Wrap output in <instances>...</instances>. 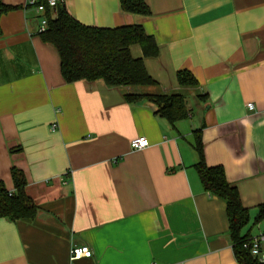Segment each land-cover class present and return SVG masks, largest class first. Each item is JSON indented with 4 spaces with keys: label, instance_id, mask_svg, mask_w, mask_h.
<instances>
[{
    "label": "crops",
    "instance_id": "crops-1",
    "mask_svg": "<svg viewBox=\"0 0 264 264\" xmlns=\"http://www.w3.org/2000/svg\"><path fill=\"white\" fill-rule=\"evenodd\" d=\"M149 16L119 0H65L78 22L141 26L159 53L143 58L156 86L186 97L190 117L172 127L125 88L67 83L57 49L40 36L27 0L0 17V182L22 171L39 207L34 220L0 219V264H238L224 200L209 195L194 165L202 131L208 166L222 167L255 224L264 204V0H144ZM188 71L198 82L180 87ZM253 104V108H248ZM146 137L149 147L132 150ZM92 258L71 261L72 247Z\"/></svg>",
    "mask_w": 264,
    "mask_h": 264
},
{
    "label": "trees",
    "instance_id": "trees-1",
    "mask_svg": "<svg viewBox=\"0 0 264 264\" xmlns=\"http://www.w3.org/2000/svg\"><path fill=\"white\" fill-rule=\"evenodd\" d=\"M121 9L129 14L149 16L150 8L144 0H119ZM14 8L0 4V17ZM48 24L40 33L45 43L58 51L61 73L67 83L77 81H103L110 88H125L129 104H148L156 115L164 118L172 127L190 117L186 97L177 94L148 93L145 89L157 84L149 75L143 58H135L133 46H139L145 57H156L159 48L152 36L141 26L97 28L85 26L74 19L64 6L46 7ZM180 87L194 88L198 85L192 73L179 72ZM198 162L194 165L203 190L225 201L229 221V235L238 264H263L243 247L250 236L243 233L251 221L250 211L243 205L240 193L227 180L222 167H210L204 156L202 131H194ZM14 191L7 190L0 182V219L11 222L34 220L39 207L27 194V180L16 168L11 171ZM264 221V204L259 206L255 224Z\"/></svg>",
    "mask_w": 264,
    "mask_h": 264
},
{
    "label": "built area",
    "instance_id": "built-area-1",
    "mask_svg": "<svg viewBox=\"0 0 264 264\" xmlns=\"http://www.w3.org/2000/svg\"><path fill=\"white\" fill-rule=\"evenodd\" d=\"M65 0H27L26 6L34 9L38 14L42 15L40 33L44 32L47 28V18L45 16L46 7L55 9ZM248 108L252 109L253 104H248ZM149 140L146 137H138L130 142L132 150L141 151L149 147ZM243 247L250 251L251 255L260 263L264 264V233L257 236L250 237ZM92 250L88 245L74 246L70 250V260L90 259L92 258Z\"/></svg>",
    "mask_w": 264,
    "mask_h": 264
}]
</instances>
